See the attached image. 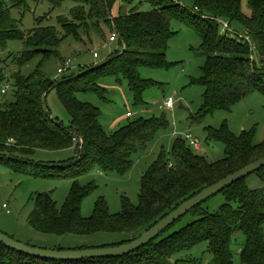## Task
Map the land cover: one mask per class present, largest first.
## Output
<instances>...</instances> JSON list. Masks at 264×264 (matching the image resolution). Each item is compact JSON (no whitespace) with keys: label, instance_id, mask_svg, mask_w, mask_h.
Returning <instances> with one entry per match:
<instances>
[{"label":"trees","instance_id":"trees-1","mask_svg":"<svg viewBox=\"0 0 264 264\" xmlns=\"http://www.w3.org/2000/svg\"><path fill=\"white\" fill-rule=\"evenodd\" d=\"M28 1L31 0L6 4L0 0V53L9 42H21L23 51L13 58L18 67L39 55L46 59L58 56L63 38L79 39V33L91 38L90 33L94 32L103 40L104 30L115 33L122 50L98 66L62 75L56 82L44 78L39 71L28 77L20 71L8 75L0 59V165L29 177L73 181V189L60 209L48 194L34 198L29 225L36 232L56 236L120 234L124 239L119 243L97 248L127 244L129 236L133 240L139 238L185 201L264 158V143L253 145L252 135L234 137L226 127L220 132L209 131L207 137L208 143L224 146L225 157L221 161H208L185 138H179L170 153L162 151L142 176L137 206L124 200L122 212L109 215L107 205L100 201L92 217H82L81 203L91 189L79 188V176L94 168L125 175L133 165V156L144 152L159 132L168 129L169 123L164 115L147 119L128 117L130 121L125 126L107 133L100 123L99 109L80 101L78 94H94L107 102L104 84L114 78L116 84L125 81L134 105H144L143 94L158 82L142 78L140 69L172 68L167 62V51L178 34L171 27L175 21L195 33L199 45L191 51L205 58L198 82L205 88L202 116L196 121L215 111H229L248 95L264 93V0H247L250 15L242 12L241 0H140L148 3L149 11L133 8L115 18L111 11L116 2L130 0H42L52 8L66 1L75 4L67 16L57 18L63 37L54 27L37 25L28 33L20 30L10 17V10L24 14ZM6 84L13 89L14 101L6 99L7 93L1 94ZM52 91L67 110L68 127L53 119L46 107V97ZM74 139L82 143H74ZM64 150L76 152L75 158L53 165L24 158L34 156L36 151ZM217 195L224 200L218 210L211 211L206 206L210 198L186 214L192 218L190 223L174 231L181 219L178 220L149 244L122 258L61 263L28 257L0 244V264H177L173 260L176 254L189 252L203 242L212 255L210 264H233L231 246L236 233L245 238L236 253L240 261L264 264V168ZM87 249L90 248H78Z\"/></svg>","mask_w":264,"mask_h":264},{"label":"rangeland","instance_id":"rangeland-1","mask_svg":"<svg viewBox=\"0 0 264 264\" xmlns=\"http://www.w3.org/2000/svg\"><path fill=\"white\" fill-rule=\"evenodd\" d=\"M10 4L12 0H3ZM121 3V4H120ZM116 11L126 14L130 9L147 12L150 10L148 3L140 0L120 2ZM75 6L73 2H63L59 7L52 8L50 4L42 0H31L27 2V10L21 12L17 9L10 10V17L15 20L20 30L30 32L37 25L41 27H54L58 30L60 37L64 36L57 18L67 16ZM242 12L250 15L247 0H241ZM171 27L176 31L175 37L167 51V62L172 68L168 70H152L141 68L142 78L152 79L158 85L150 88L143 94L144 105L136 106L133 103L132 95L124 82L116 84L114 78L105 81L107 89V102L100 100L94 94H78L82 102L90 103L100 111V123L107 133H113L120 127L125 126L130 119L126 114L131 113V119L151 118L164 115L169 123L166 131L158 133L156 138L147 145L144 152L135 154L132 158L133 165L125 175L104 173L97 168L87 174L79 176L76 180L79 188H89L91 191L81 203V216L92 217L96 205L103 201L107 205L109 215H118L122 212L124 200L130 205L139 204L141 191V178L149 167L157 161L159 154L163 151L170 153L176 139H184L191 135L199 144L197 152L207 158L208 161H217L225 157V148L219 143H208V132H220L226 127L234 137L243 133L252 135L253 145L264 143V93L254 92L233 105L229 111H215L213 114L200 117V110L203 105L205 88L199 84L202 77V68L205 65V58L191 51L199 45V39L195 33L182 26L179 22H171ZM243 35V30H239ZM79 33V39L74 36L64 37L59 49L58 56L44 58L42 55L34 57L30 63L18 67L13 63V58L23 51L21 42L12 41L6 49L0 53V59L8 75L20 71L24 77L32 75L35 71L52 81H60L63 77L57 74L62 62L70 61L71 67L64 73V76L81 72L84 68H91L104 63L110 55L122 51L118 42L108 43L112 35L104 30L105 40L96 33L91 32L89 36ZM98 58H94L93 54ZM253 59L258 62L257 55L253 53ZM7 85L6 99L14 101L13 89ZM168 98H173L172 110L160 109ZM46 107L49 109L53 119L69 126L70 117L67 110L60 104L56 93L52 91L46 97ZM129 117V116H128ZM130 118V117H129ZM76 152L64 150L59 152L36 151L34 156L24 157L25 160L34 163L57 164L75 158ZM73 186V181L63 178H35L14 173L0 165V232L17 242L29 244L38 249L50 251H76L79 247L95 249L101 246H108L119 243L124 239L120 234L98 233L91 236L65 235L56 236L36 232L29 225V216L34 206V198L40 194L50 195L60 209L66 202ZM223 197L217 195L212 197L206 206L211 211L218 210L223 203ZM6 205L7 209L3 206ZM7 210L9 214H7ZM192 218L186 215L175 225V230L190 223ZM245 238L242 233H236L233 237L232 251L233 264H244L236 253L242 248ZM212 255L208 252L206 242L195 245L189 252L176 254L173 258L177 264H210Z\"/></svg>","mask_w":264,"mask_h":264},{"label":"water","instance_id":"water-1","mask_svg":"<svg viewBox=\"0 0 264 264\" xmlns=\"http://www.w3.org/2000/svg\"><path fill=\"white\" fill-rule=\"evenodd\" d=\"M262 168H264V158L249 164L236 173L228 175L212 186L204 189L193 198L182 203L177 209L169 213L163 220L155 224L154 227L143 233L139 238L133 240V237L129 236V243L117 247L95 248L78 251H50L22 244L2 234L1 232L0 244L5 248L28 257L61 263L93 259L122 258L123 256L132 254L149 244L175 222L189 213L192 209H195L197 206L203 204L210 198L220 194V192H222L224 189L239 182L240 180L247 178L255 172H258Z\"/></svg>","mask_w":264,"mask_h":264},{"label":"built area","instance_id":"built-area-1","mask_svg":"<svg viewBox=\"0 0 264 264\" xmlns=\"http://www.w3.org/2000/svg\"><path fill=\"white\" fill-rule=\"evenodd\" d=\"M225 27H227V25H225ZM247 40H249L248 38H246ZM117 41V35L115 34V33H113L110 37H109V39H108V43H113V42H116ZM93 57L96 59V58H98L97 57V54H93ZM70 67H71V62L70 61H64L63 62V64H62V66L60 67V68H58V70H57V74L58 75H64V73L65 72H67V70L68 69H70ZM7 85H4L2 88H1V94H5L6 93V91H7ZM173 106H174V101H173V98H168V99H166L165 100V102H164V104H163V106L162 107H160V109H166V110H172L173 109ZM128 116L129 117H131V115L128 113V114H126V117L128 118ZM185 140L187 141V143L189 144V146L193 149V150H195V151H198V150H200V147L201 146H199V144H198V142L196 141V140H194L193 139V137L189 134V135H186L185 136ZM73 142L74 143H82V141L81 140H76V139H74L73 140ZM3 208L4 209H7V206L6 205H4L3 206ZM7 214H9V211L7 210Z\"/></svg>","mask_w":264,"mask_h":264},{"label":"crops","instance_id":"crops-1","mask_svg":"<svg viewBox=\"0 0 264 264\" xmlns=\"http://www.w3.org/2000/svg\"><path fill=\"white\" fill-rule=\"evenodd\" d=\"M120 2H122V1H118V3L116 2V4H115V5L113 6V8H112L111 15H112L113 18L117 17L118 14L121 12V11H120L121 9H119V13H117V11H116V9L120 6V5H118ZM120 4H121V3H120ZM117 6H118V7H117Z\"/></svg>","mask_w":264,"mask_h":264}]
</instances>
